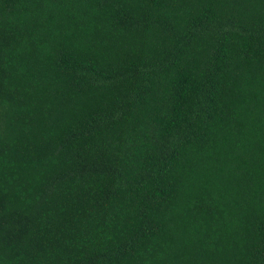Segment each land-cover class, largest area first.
<instances>
[{
    "label": "trees",
    "instance_id": "trees-1",
    "mask_svg": "<svg viewBox=\"0 0 264 264\" xmlns=\"http://www.w3.org/2000/svg\"><path fill=\"white\" fill-rule=\"evenodd\" d=\"M0 264H264V0H0Z\"/></svg>",
    "mask_w": 264,
    "mask_h": 264
}]
</instances>
